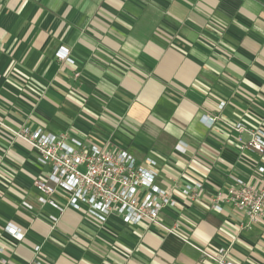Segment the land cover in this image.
Here are the masks:
<instances>
[{
	"label": "crops",
	"instance_id": "crops-1",
	"mask_svg": "<svg viewBox=\"0 0 264 264\" xmlns=\"http://www.w3.org/2000/svg\"><path fill=\"white\" fill-rule=\"evenodd\" d=\"M237 123L264 133V0H0V264H215L201 252L219 248L264 264V216L245 231L232 204L210 209L229 177L261 183ZM37 129L152 160L179 205L133 225L60 191L40 203L50 170L15 136ZM193 181L201 199L184 206Z\"/></svg>",
	"mask_w": 264,
	"mask_h": 264
},
{
	"label": "built area",
	"instance_id": "built-area-1",
	"mask_svg": "<svg viewBox=\"0 0 264 264\" xmlns=\"http://www.w3.org/2000/svg\"><path fill=\"white\" fill-rule=\"evenodd\" d=\"M57 55L58 59L72 63L67 51H60ZM223 107L224 104H220L218 110L221 111ZM232 129L237 134L249 135V141L242 144L241 150L264 154L263 132L247 129L242 123L235 124ZM15 136L26 142L41 167L50 170L46 178L36 179L33 183L34 188L42 194L38 199L42 204L47 203L46 197L60 191L68 197L70 208L86 210L99 223L116 215L125 224L133 225L144 222L159 224L163 209L179 205L173 198V190H163L155 185L158 173L152 160L148 159L145 165H141L126 152L104 151L66 134H43L40 129L33 132L23 130ZM256 173L261 177L259 186L229 177L230 185L225 191L217 190L210 202V209L216 213L222 212L224 204H232L242 212L245 220L240 227L245 231L252 230L264 216V167H257ZM202 193V184L193 181L181 189L180 196L184 206H190L201 199ZM166 229L168 233H182L176 223ZM6 230L13 236H21L14 228L7 227ZM37 251L38 248H35V253ZM201 253L215 264H235L227 259L226 248H219L213 254ZM34 264L39 262L35 260Z\"/></svg>",
	"mask_w": 264,
	"mask_h": 264
}]
</instances>
